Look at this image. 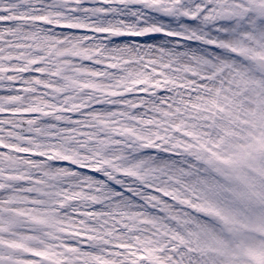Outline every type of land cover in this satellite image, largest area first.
<instances>
[{"label":"snow or ice","instance_id":"6c2138e0","mask_svg":"<svg viewBox=\"0 0 264 264\" xmlns=\"http://www.w3.org/2000/svg\"><path fill=\"white\" fill-rule=\"evenodd\" d=\"M0 264H264V0H0Z\"/></svg>","mask_w":264,"mask_h":264}]
</instances>
